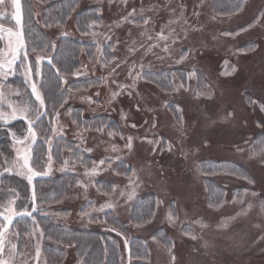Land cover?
Instances as JSON below:
<instances>
[{
	"label": "rangeland",
	"instance_id": "1",
	"mask_svg": "<svg viewBox=\"0 0 264 264\" xmlns=\"http://www.w3.org/2000/svg\"><path fill=\"white\" fill-rule=\"evenodd\" d=\"M31 5L35 7L38 19L43 6L36 0H31ZM93 5L99 8L98 20L92 23L90 33H84L83 37L96 42V52L91 59L84 54L83 67L77 70L82 74L72 75L71 78L97 76L102 83L72 93L69 103L74 108H83V115H106L108 121L115 122V126L107 127L106 123L97 128L102 130L83 132L73 123L66 107L58 110L59 116L55 121L51 118V133L48 136L52 138L51 143L60 135H75L81 140L82 149H91L87 152L97 158L96 164L102 159L105 161L99 165L95 176L86 175V169H89L86 167L74 172L79 183L69 197V201H72L69 205L73 206L75 213L66 218L70 222L65 226L92 227L90 216L105 210L124 218L131 200L141 193L152 191L157 201L162 203L156 204V212L150 223L134 226V233L131 232L133 237L140 236L149 245L151 264H172L173 256L177 260L175 264H264V133L260 137L259 152L250 154L247 151L253 139L251 131L256 129L252 121L257 118L259 129L264 131V113L261 114L256 106H252L251 98L249 102L245 99V94H250L264 103V16H261L264 13V0H246L241 12L228 17L214 15L210 0H80L78 9ZM4 6L0 25L6 30L9 24L18 31L20 26L13 19L11 0H7ZM21 14L23 24L22 6ZM249 25L252 27L248 28ZM236 27H247L248 30L238 32ZM43 30L54 41L58 37H73L74 22L71 20L65 26L53 28L43 27ZM233 30L238 35H224L226 32L234 34ZM161 32L168 37L167 40L158 38L157 34ZM0 34L4 41L0 61H5L11 58L9 45H15V37L7 31H0ZM255 40L260 44L258 49H242L248 42ZM165 44L168 46L167 51L164 50ZM107 48L110 52L108 56ZM184 52H189V57L177 63ZM37 56L44 57L40 65L41 72L48 71L50 74L46 64L50 65L48 58H52V50L34 55V59H31L33 67ZM17 65L14 74L6 79L0 76L1 81L5 82L0 84V93H3L0 112L7 116H11L14 109L30 106L29 103L15 100L20 89L18 80L23 82L29 97L38 106L31 95L30 84L25 83L24 67H21V63ZM178 68L185 73L183 87H180L182 83L174 72ZM147 69L168 70L174 92L163 94L142 83L140 74ZM197 74L205 80L202 89L196 86ZM11 77L14 78L10 83L7 82ZM41 78L35 74L32 76L38 87ZM49 85L47 83V91ZM121 85L125 86L123 90ZM113 93L120 95L113 100ZM168 106L175 108L177 117ZM43 109L39 116L45 114ZM26 115L30 119L35 118V109ZM53 116H56V112ZM0 123L6 124L3 119H0ZM53 128L57 130L56 133L52 131ZM3 134L0 131V139ZM128 137H132L131 150L126 147ZM7 139L13 140V137ZM169 144L172 146L171 151L168 149ZM26 148L27 144L12 148L10 157L13 160L6 159V167L0 169V176L16 173L22 181L26 179L30 173L21 168L23 161L17 155V149L22 154ZM226 159L248 166L255 184L251 185L248 181L245 184L250 185L258 195L254 197L251 195L253 191H245L244 197L237 199L234 196L238 192L233 184L235 177L228 175L229 178L222 180L226 184L228 196L219 206L207 207L197 164L202 160ZM121 160L125 162L127 172L121 175L111 173V165ZM31 167L38 173L50 176H56L64 169L57 165L50 169L47 165L46 170L34 168L33 165ZM228 170L233 172L237 168L229 167ZM21 171L24 175L19 174ZM40 175L34 176L33 180ZM97 178L114 180L112 191H96L94 181ZM17 192L8 188L1 192L4 200L0 211L7 215L10 208L21 213L13 217L19 218L18 223L22 221L29 226L37 220L38 209L33 211V207L23 208L20 193ZM133 192V198L129 200L128 196ZM30 200L32 197L29 195L26 202ZM88 200L93 201L89 206L86 205ZM104 204H112L113 207L99 211ZM51 206L57 208L56 204L48 207ZM81 206L85 207L83 215L77 211ZM48 207L43 203L38 206ZM25 211L31 216L23 215ZM170 211L173 220H169ZM22 216L25 220L20 218ZM56 216L58 219L65 217L60 213ZM0 223H3L2 216ZM225 223L227 226H223ZM159 228L167 230L171 253L168 251L170 247L164 248L152 236L153 231ZM9 230H6L4 237L6 243L12 242L16 236L15 232ZM40 242L41 239L36 235V243ZM11 254L10 250L6 254L4 252L2 259L12 262ZM67 255L63 264H81L75 262L71 249L67 250Z\"/></svg>",
	"mask_w": 264,
	"mask_h": 264
},
{
	"label": "trees",
	"instance_id": "2",
	"mask_svg": "<svg viewBox=\"0 0 264 264\" xmlns=\"http://www.w3.org/2000/svg\"><path fill=\"white\" fill-rule=\"evenodd\" d=\"M36 2L43 6V11L40 13L38 19H36V9L31 5V0H22L21 4L23 25L25 26L26 47L24 51L28 53V60L32 63L31 59H34V55L52 50V59L56 64L55 68L46 64V66H49L50 74L48 71H43L42 78L39 82L40 90L45 97H52L53 99L61 96L66 97L67 104L64 107H66L69 116L72 118L71 120L77 121L74 124L82 129V131L87 130L92 132L91 130H96L106 123L107 127H114L115 122L108 121L106 115H83V108L79 106L74 108L69 103V98L72 93L88 90L102 83L101 78L97 76L71 78L74 72L83 67L82 58H84V54H86L89 59L93 58L95 55L97 48L96 42L85 40L83 34L90 33L93 21L96 22L98 20V6H83L78 9L80 0H36ZM210 2L211 11L214 15L221 17L234 15H229L228 13L234 11L233 5L236 3V0H210ZM71 20L74 22L73 37L81 36L84 39L60 37L54 41L43 30V27L53 28L65 26ZM236 29L240 32L242 27H236ZM233 31L234 35H238L237 31ZM53 44L57 45L55 50L52 48ZM259 46L258 40H255L241 47L247 50L253 47L258 49ZM106 52V56H108L110 53L108 48ZM231 66L233 67V64H231ZM237 68L236 66V69ZM174 72L178 74L182 85H185L184 70L178 68L175 69ZM59 75L70 78L61 79ZM140 79L145 85L151 86L153 89L163 94H171L174 92L172 77L168 70H143L140 74ZM47 83L50 84L48 91L46 90ZM17 84L21 91V102L29 103L32 109L38 108L37 104L34 105V101L29 97L23 82L18 80ZM204 84L205 80L203 76L197 74L196 86L198 89H202ZM250 98L251 101L254 100L257 102L252 106H256L260 112V105L264 103L259 98L253 97L250 94H245V99L248 100L246 102H249ZM60 109L59 105L54 109L52 103L48 102L47 106L43 109L45 114L39 116L36 122L38 135L32 146V157L34 160L31 161V164L33 167L36 166L40 170L47 169L49 146L46 141L51 133L50 126L52 115ZM168 109L174 116H178V112L175 111L173 106H168ZM260 113L263 114L264 112L261 111ZM244 120L245 119L242 121ZM256 121H258L257 118L252 121L256 129L251 131V137L253 136V139L247 148L250 154L259 152L257 150L261 144L260 137L264 133L262 128L259 129V123ZM15 125L22 127L25 126V123L20 121L16 122ZM40 128H44L46 130L45 133L40 134ZM74 136L60 135L51 143L53 152L51 166L57 165L64 168L60 174L56 176L41 174L32 181V184H29L26 180L22 181L21 179H14L15 181L11 180V185L20 193L22 203L23 201L26 202L29 195L32 197L33 190L35 191V204L36 209H38V212H36L37 220L34 223H30L28 226L22 221L21 224L17 222L20 238L19 246H24L26 241L30 244L29 257L24 256L25 260H22L21 264H32L35 262L36 264H43V262L45 264H63L68 257L67 250L69 249L73 252L75 262H81V264H151L152 259L149 245L140 236L133 237L132 233H134V226H142L150 223L155 215L157 196L152 191L141 193L136 196V199L133 201L131 200L128 214L124 218L110 210H105L90 216L92 227H85L83 225L80 227L65 226L70 222L66 220V218L70 214L75 213L73 206L69 205L72 202L69 201V197L74 192L78 182V177L74 172L84 167L90 169L93 163L97 162V158H95L94 155L81 148L83 147L81 140L77 136ZM69 149H71V151H69ZM239 151L242 150L240 149ZM36 157H39V159L35 160ZM65 161H67V163H65ZM106 162L110 164L108 160H106ZM197 166L201 174V182L204 187L205 203L207 207L219 206L226 199V196H228L225 189L226 184L222 182L228 175L233 178L235 177L233 184L235 186L234 188L238 189V192L235 193L234 196L237 199L244 197L247 191L254 192V189L250 185L245 184L248 180L243 178L245 176L250 177L253 181L251 185H253L255 184L253 175L248 169V166L241 162L233 161L232 159L222 161L202 160ZM229 167H235L237 170L231 172L228 170ZM110 169L111 173L117 175L127 172L123 160L111 165ZM223 169L225 170L222 171ZM113 182L114 180L97 178L94 181V188L97 189L96 191L99 189V192L102 193H110L112 191ZM93 200H95L94 196ZM89 201L90 200H88V204H86L87 206L93 203V201H91L92 203H89ZM40 203L45 204L47 207L56 204L57 208L53 209V206L50 207L51 209L49 207L38 208ZM26 205L28 208L33 207V200H30L29 203L26 202ZM83 209L85 210V207L81 206L77 211L82 212ZM57 213L65 217L58 219L56 216ZM20 218H24L25 220L24 216ZM145 221H147V223H145ZM71 223L74 222L71 221ZM112 229H115V231ZM163 231L164 229L162 230L160 228L154 230L152 236L164 248H169L171 240L169 236H167V230ZM118 232L123 233V235H118ZM41 233H43L42 236ZM36 235L41 239V242L38 244H36ZM125 239L128 241V249L125 248ZM37 249H39L38 257ZM176 261L175 259L172 264H175ZM166 264H168V262H166Z\"/></svg>",
	"mask_w": 264,
	"mask_h": 264
},
{
	"label": "snow or ice",
	"instance_id": "3",
	"mask_svg": "<svg viewBox=\"0 0 264 264\" xmlns=\"http://www.w3.org/2000/svg\"><path fill=\"white\" fill-rule=\"evenodd\" d=\"M245 2H246V0H236V3L233 5L234 11H231L228 14L233 15L235 13L241 12L244 8ZM6 3H7V0H0V5H5ZM11 6L14 9L13 19L15 20L16 25H18L20 27H19L18 31H13L10 28L5 30L3 28V26L0 25V31H7L10 36L15 37V45L10 46V49H9L11 58L7 59L5 61H0V76H3L6 79L8 76L14 74V72H15L14 65L16 64V62L18 60H21V56H22L23 59L21 60V67H24V75L26 78L25 83L30 84L31 95L38 102L39 107L35 109L36 116H35V118H32V119H29L26 115L27 113H30L33 110L31 106H25L24 108L14 109L11 116H7L5 113L0 112V119L5 120V122L7 123L11 119H15L17 117V113H19V115L26 120L27 135L24 137V140L21 141V140L17 139L15 132H10V135L13 137L14 145L27 143V148L23 151L22 154H21L20 150L17 149V155H18V158L23 161L21 168L26 169L27 173H30L29 175L26 176V179L28 180L29 184H32L34 176L40 175V174H47V173H38V172L34 171L30 165V161L34 160V158L31 155V153L33 151L31 148V145L35 143V141L37 139V135H38L37 126H36L37 119L39 118L41 110L47 106L48 102L52 103L54 109L57 108V105H59L60 108H63L67 104V98L63 97V96L57 97L55 99H53L52 97H45L44 94L42 93V91L40 90V88L38 87V83L36 81L32 80L33 74H35L38 77L42 76V72L40 70V65H41L44 57L37 56L36 61H35V67H33V65L30 62H28V53L26 51H24V49L26 47L25 26L22 24L20 0H11ZM3 15H4V13L0 12V16H3ZM129 15H131V13ZM261 16H264V13H261ZM259 18L260 17H257V19H259ZM93 23H95V21H93ZM144 23L147 24L148 21L145 20ZM251 27H252V25L248 26V28H251ZM247 30H248L247 28L241 29V31H247ZM62 35H65V34H62ZM157 35H158V38L160 40H167L168 39V37L163 35L162 32L157 34ZM224 35L228 36V35H234V34L226 32V33H224ZM57 39H59V37ZM149 39H151V37ZM56 46H57L56 44L52 45L53 50H55ZM148 50L151 51V47H149ZM164 50L165 51L168 50L167 44H165ZM188 57H189V52L182 53L180 55V59L177 61V63H180V62L186 60ZM48 63L53 68L56 67V64L53 62V59L51 57L48 58ZM225 63H227V62H225ZM117 67H119V65H117ZM233 71H235V68H233ZM81 74L82 73L79 71L73 73V75H81ZM189 75H192V74L190 73ZM124 87L125 86L121 85L122 90L124 89ZM180 87H183V85L181 84ZM118 95H120V93H113L112 99L115 100ZM0 99H3V93H0ZM89 101L91 102V97H89ZM250 103L255 104L257 102L253 100V101H250ZM9 107H11V104H9ZM260 110L262 112H264V104L260 105ZM229 115H231V113H229ZM58 116H59V111L57 110L56 116H53L52 120L55 121ZM76 122L77 121H73V123H76ZM133 127H135V125H133ZM97 130L99 131L102 129H97ZM45 131L46 130L44 128L39 129L40 134L45 133ZM52 131L54 133H56L57 130L55 128H53ZM109 135L111 136L112 133L110 132ZM121 138L123 139V137H121ZM51 140H52V138L48 137L47 141H46L49 144V151H48V158H47V163H48L49 169H50L52 161H53V152H52ZM149 143L159 144L161 142L160 141H155V142L149 141ZM126 147L129 150H131V148H132V137H128V142L126 144ZM171 148H172V146H171V144H169L168 149L170 151H171ZM69 151H71V149H69ZM87 151H91V149H87ZM153 151H155V148L153 149ZM38 159H39V157L35 158V160H38ZM65 163H67V161H65ZM104 163H105V161L103 159L99 161V164H96L94 162L92 168L86 169L85 174L95 176L97 174V168L99 167V165H102ZM6 171H7V169H6ZM19 174L24 175V172L21 171ZM133 175H135V173H133ZM243 178L247 179L250 184L253 183V181L251 180L250 177L245 176ZM77 183H79V181ZM98 191H100V190L98 189ZM113 191H115V189H113ZM122 195H123V193H122ZM133 195H134V192L128 196V199L131 200L133 198ZM251 195L255 197L258 194L255 192H252ZM32 200H33V205H32L33 211H35L36 210V204H35L36 195H35L34 190H33ZM89 203H92V202L89 201ZM160 203H162V202L157 201L158 205ZM110 207H113V205L112 204H104L101 206L99 211H102L104 208H110ZM249 207H251V205H249ZM262 208H264V201H262ZM7 211L9 212V214H7V215H5L3 212H0V216L3 217V223H0V254H2L4 251L5 232L8 228V226L12 223L13 216L21 215V213H17L10 208ZM81 214L83 215V212ZM23 215L31 216V213L25 211L23 213ZM173 219H174V216L172 215V211H170L169 212V220H173ZM145 223H147V221H145ZM136 226L139 227L141 225H136ZM223 226H227V224L225 223ZM112 230L115 231V229H112ZM117 234L123 235V233H121V232H118ZM42 235H43V233H41V236ZM192 238L195 239V237H192ZM13 247H15V246H13ZM125 248L126 249L128 248L127 239H125ZM168 251H169V253H171V251H172L171 247L168 249ZM38 256H39V249H37V257ZM172 259L174 261L175 257L173 256ZM0 264H11V262L4 260V259H0Z\"/></svg>",
	"mask_w": 264,
	"mask_h": 264
},
{
	"label": "flooded vegetation",
	"instance_id": "4",
	"mask_svg": "<svg viewBox=\"0 0 264 264\" xmlns=\"http://www.w3.org/2000/svg\"><path fill=\"white\" fill-rule=\"evenodd\" d=\"M4 7H5L4 5H0V12L2 10H4ZM7 28L8 29L10 28L13 31H15L12 28V26L9 25V24L7 25ZM9 46H12V45H9ZM3 48H4V41H3L2 37H1V34H0V55H1V51L3 50ZM22 59H23V57L21 56V60ZM21 60H18L16 62V64L14 65V67H16L17 64L21 63ZM18 66H20V65H17V67ZM13 78L14 77L8 78L7 82H9L10 80H12ZM2 83H5V82L1 81V78H0V84H2ZM12 85H14V84H12ZM18 91H19V93H17V96L15 97V100L18 101V102H21V98H20L21 97V91H20V89H18ZM20 121L24 122L25 123V126H22L21 127V126H16L15 125L16 122H20ZM16 128H18L20 130L18 131V130H16ZM0 131L4 133L3 135H1V139H0V169L3 170L6 167L5 166L6 165L5 164L6 159L7 158H8V160L12 159L10 157V153H11L12 148L14 149L16 146L21 145V144H15L14 145V141L11 140V139H7V137H11L10 132H15L16 133V138H19V140H21V141L24 140V137L27 135V124H26V120L20 116V117H18L16 119H13L9 123H6V124L0 123ZM23 144L25 145L27 143H23ZM32 146H31V148H32ZM31 155H32V153H31ZM30 164H31V161H30ZM14 179H20V176H18L16 173L15 174H12V175H1L0 176V181H1V183H0V207H1V203L4 200V198L2 196L3 193H1V192H4L5 188H8V190L9 189H13V190H16L17 191V189L13 185H11L12 184L11 183V180H14ZM24 180H26V179H24ZM5 183H6V186H5ZM24 204H26V202L22 203L23 208H28V206L27 205H24ZM25 206H27V207H25ZM18 219L19 218H14L13 217V222L7 228V230L10 229L9 232L11 230H12V233L15 232V234H16L15 238L12 240V242H8V243L4 242V251H3V254H4V252L6 254V252L9 251V250L12 251V254H11V258L10 259H13V261L11 262V264H21L22 260L23 261L25 260L24 259V256H28L29 257V245H30L29 242L26 241L24 246H22V247L19 246L20 238H19V232H18V228H17ZM13 246H15V247H13ZM23 251H26V252H23ZM3 254H0V259L3 258ZM32 264H36V262L35 263H32Z\"/></svg>",
	"mask_w": 264,
	"mask_h": 264
},
{
	"label": "water",
	"instance_id": "5",
	"mask_svg": "<svg viewBox=\"0 0 264 264\" xmlns=\"http://www.w3.org/2000/svg\"><path fill=\"white\" fill-rule=\"evenodd\" d=\"M12 222H13V221H12ZM10 225H11V224H10ZM10 225H9V226H10ZM9 226H8V227H9ZM127 249H128V248H127Z\"/></svg>",
	"mask_w": 264,
	"mask_h": 264
}]
</instances>
